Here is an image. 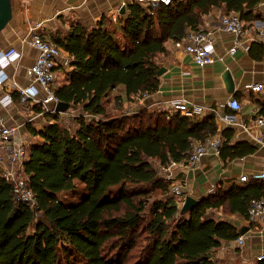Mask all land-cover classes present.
<instances>
[{
  "label": "trees",
  "instance_id": "obj_1",
  "mask_svg": "<svg viewBox=\"0 0 264 264\" xmlns=\"http://www.w3.org/2000/svg\"><path fill=\"white\" fill-rule=\"evenodd\" d=\"M260 2L134 1L115 25L104 16L94 26L77 22L53 36L73 68L55 93L78 114L71 126L51 112L43 114L40 129L26 124L37 137L27 144L24 165L37 204L18 200L0 176V264H219L213 252L241 232L211 212L248 218L252 200L264 198V179L221 183L182 211L173 179L162 169L218 132L216 112L190 116L147 106L125 110L124 104L159 90L158 57L167 53V40L201 29L215 8L252 22ZM118 85L125 93L114 97L112 110L107 97ZM14 95L20 102L19 91ZM260 104L264 114V98ZM235 134L233 126L222 131L224 162L257 150L252 141H233Z\"/></svg>",
  "mask_w": 264,
  "mask_h": 264
},
{
  "label": "crops",
  "instance_id": "obj_2",
  "mask_svg": "<svg viewBox=\"0 0 264 264\" xmlns=\"http://www.w3.org/2000/svg\"><path fill=\"white\" fill-rule=\"evenodd\" d=\"M134 1L141 0H12L13 17L0 33V52L13 46L21 52V57L4 68L0 65V71L4 70L7 74L6 80L0 84V116L9 125H20L17 140L26 144L36 141L37 137L29 132L26 124L32 122L33 126L40 129L46 122L37 109L36 105L39 104L22 105L15 101L14 95V91H19V88L31 85H35L40 91L39 97L45 95L41 85L33 81L28 73L39 52L29 42L33 26L41 22L36 32L53 41L54 35L67 33L73 23L82 22L87 26H94L106 16L115 25L121 11ZM223 12V8L213 9L204 16L201 24V28L211 31L215 38L213 63L198 65L190 53L169 39L166 41L167 53L158 57L159 65L165 68L161 74L159 90L141 98L135 96L124 104L125 110L142 106L169 110V101L180 99L187 102L190 108L195 104L202 106L199 115L213 111L220 116L222 113L234 112L228 104L231 98L235 97L241 102L243 107L237 113L239 123L233 125L236 129L233 141H252L257 145V150L229 162H224L220 155L211 151L196 167H176L172 175L173 184L183 183L187 195H193L197 199L212 193L221 183L225 186L231 183H249L250 181L242 182L239 179L242 174L264 171V145L256 142L241 125L242 122L250 123L252 117L260 114V100L264 98V85L260 90H253L251 87V84L257 82L264 84V42L259 36V29L264 22V3H259L256 10L258 18L247 23L248 34L234 53L230 49L235 45V35L220 29V15ZM64 52L67 54L65 50ZM56 69L59 80V85L56 86L67 83L72 66L60 62ZM9 89L12 90L13 101L5 105L2 97ZM124 93V85L115 87L109 98L107 97L108 107L115 110L114 97ZM61 114L77 115L78 112L69 109ZM217 122L218 127L221 126L218 117ZM211 214L232 221L239 227L240 232L242 228L246 229L242 244L236 240L224 242L213 252V258L219 264L256 263L257 256L264 253V218L252 224L236 213L228 214L223 210H216Z\"/></svg>",
  "mask_w": 264,
  "mask_h": 264
},
{
  "label": "built area",
  "instance_id": "obj_3",
  "mask_svg": "<svg viewBox=\"0 0 264 264\" xmlns=\"http://www.w3.org/2000/svg\"><path fill=\"white\" fill-rule=\"evenodd\" d=\"M145 2H163L170 4L172 0H141ZM264 3V0H261ZM41 26V22H37L31 30L29 42L38 49V55L35 62L29 67L28 73L33 81L41 85L45 95L39 97L40 91L35 85L19 88L20 103L28 105L31 103L39 104L42 109L41 114L45 112H58L56 106L60 101L55 93L57 65L60 62L70 65V56L65 54L60 45L44 38L36 30ZM220 29L232 32L235 35V45L230 49L234 53L239 45L243 44L244 37L247 36L249 27L243 21L240 14L232 12H223L220 15ZM259 36L264 42V22L259 29ZM214 43L215 38L211 31L204 28L199 30H191L185 39L176 42L178 47H183L190 53L198 65L205 66L213 63L214 57ZM21 57V52L16 47H9L0 52V65L4 68L8 63L14 62ZM7 78L4 70L0 71V84ZM263 83L251 84L253 90H260L263 88ZM4 104L7 105L13 101L12 90H7L5 96L2 97ZM228 104L234 112L222 113L217 116L221 126L218 132L208 138L205 142L197 143L189 152L187 158L181 162L172 161L168 166L162 169L163 174L172 178L173 171L176 167L184 169L198 166L203 157L209 153L214 152L220 155L223 144L222 131L226 126H233L239 123L237 113L242 109L241 102L233 97L228 101ZM169 110L181 111L190 116L201 113L202 106L195 104L191 108L184 100L172 99L167 104ZM69 114V113H68ZM217 114V113H216ZM219 114V113H218ZM73 117L76 115H72ZM242 127L247 131L252 138L264 145V114H257L252 117L250 123L242 122ZM20 133V125H9L5 119L0 116V176L13 184L15 196L18 200L27 202L32 207L37 204L35 194L31 189L28 177L24 171V165L28 158L27 144L16 139V135ZM242 182L264 179V171L253 172L251 174H242L239 178ZM172 193L182 199V204L185 201L187 192L183 183L173 184ZM264 218V198H255L252 200L248 212V221L250 223H257ZM236 241L239 244L244 242V235L241 234ZM257 259H264V253L257 256Z\"/></svg>",
  "mask_w": 264,
  "mask_h": 264
},
{
  "label": "water",
  "instance_id": "obj_4",
  "mask_svg": "<svg viewBox=\"0 0 264 264\" xmlns=\"http://www.w3.org/2000/svg\"><path fill=\"white\" fill-rule=\"evenodd\" d=\"M124 10V9H123ZM122 10V11H123ZM13 17V4L12 0H0V33L7 26L9 21ZM165 68H161L159 73L163 74ZM56 109L58 112L64 113L70 109V104L64 101H59ZM199 199L194 197L193 195H187L184 203L182 204V211H187L192 208L194 205L198 203ZM246 232L245 228L241 229V233L244 234Z\"/></svg>",
  "mask_w": 264,
  "mask_h": 264
},
{
  "label": "rangeland",
  "instance_id": "obj_5",
  "mask_svg": "<svg viewBox=\"0 0 264 264\" xmlns=\"http://www.w3.org/2000/svg\"><path fill=\"white\" fill-rule=\"evenodd\" d=\"M56 85H59L58 77L56 78ZM63 116H64V120H65L64 123H65L66 126H71V125L74 124V117L72 115H68V116L67 115H63ZM185 191H186V189H185ZM75 264H79V261H76Z\"/></svg>",
  "mask_w": 264,
  "mask_h": 264
}]
</instances>
